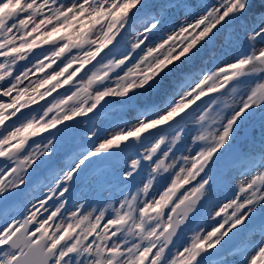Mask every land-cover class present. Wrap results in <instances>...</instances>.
I'll return each instance as SVG.
<instances>
[{"label":"clouds","instance_id":"1","mask_svg":"<svg viewBox=\"0 0 264 264\" xmlns=\"http://www.w3.org/2000/svg\"><path fill=\"white\" fill-rule=\"evenodd\" d=\"M111 2L107 0L108 4ZM221 3L223 9L209 16V10H215ZM137 4L135 11L130 9L118 22L123 30L120 41L89 73L95 74L97 83H102V78L112 82L91 88L75 105L87 120L67 126L54 139L43 138L35 150L30 149L25 154L28 162L20 165L22 170L9 186L11 190L6 189L0 195V225L8 229L6 234L0 229V253H8L3 257L5 261L27 252L28 245L41 237V247L46 251L51 249L48 264H95V249L91 256L85 251L91 241L83 243L85 236L94 231L101 239L118 232L113 244L127 241L132 246L163 245L168 235L191 227L181 223L185 209L194 223H202L205 216L215 214L213 205L222 196H227L230 190L238 193L252 177L264 174V107L255 103L242 79H234L225 87L228 81L224 76L232 73L205 80L210 70H216L218 59L225 58L223 53L241 42H248L254 58L264 54V43L257 44L251 39L255 36L264 40L258 35L264 33V0H137ZM196 21L203 23L195 27ZM184 28L187 31L181 39L180 30ZM204 29L210 30L197 41L198 47L184 52ZM145 35L154 39L137 53L133 61L138 68L136 74L126 80L122 79L125 73L111 75ZM170 36L173 39L165 44ZM148 49L152 50L150 54ZM146 77L151 79L142 84ZM129 83L136 86L129 89L131 95L119 96L121 86L127 88ZM100 92L114 98L87 115L98 103L96 96ZM173 97L188 107L169 115ZM246 104L250 105L248 110L237 117ZM159 108H164V112L155 119L163 127L145 136L136 129L142 127L148 132L145 124L152 121L145 124L132 121L130 130L136 135L131 137V143H124L123 147L111 145L108 150L96 153L99 144L105 142L101 139L94 144L89 139L97 130L127 121L129 111L140 115ZM66 115L71 112L58 118ZM114 133L115 129L107 138ZM123 135L128 139L127 133ZM152 156L162 163L158 166L149 159ZM85 157H88L86 161ZM133 161L142 163L134 166ZM165 172H171L172 179L157 193L155 187ZM201 172L206 183L200 198L196 199L192 193V188L197 187L192 184L171 223L168 218L161 219L162 209L155 206L161 196L173 194V181L179 184L187 177L191 184ZM17 184L23 185L18 191ZM61 184L63 187L56 191ZM243 195L250 197L251 193L246 191ZM49 198H54L53 204H46ZM53 213H56L54 217ZM157 226H161L160 231L149 235ZM225 232L227 229L216 240L208 238L201 246L202 264H238L234 260L237 248L253 236L264 239V208L253 205L247 220L226 238ZM206 236L207 233L202 234L200 240ZM218 240L223 243L217 244Z\"/></svg>","mask_w":264,"mask_h":264},{"label":"snow or ice","instance_id":"2","mask_svg":"<svg viewBox=\"0 0 264 264\" xmlns=\"http://www.w3.org/2000/svg\"><path fill=\"white\" fill-rule=\"evenodd\" d=\"M136 7H138L137 0H130V2L129 0H112L111 4H108L107 0H14V2L0 0V195H3L4 191L14 183L16 176L22 170L20 165L28 162L25 154L30 149L35 150L43 138L54 139L55 135L67 126L87 120V116L80 115L81 109L75 105L91 88L104 87L105 84L112 82L102 78L103 82L97 83L95 74L90 76L89 73L120 41L123 30L118 22L129 14L130 9L135 11ZM222 9L223 3L215 10L210 9L208 15L214 16ZM227 15L226 11L225 16ZM202 23L203 21H196L195 27H199ZM192 26L189 25V27ZM209 30L204 29L192 39L184 48V52H188L194 46L198 47L197 41ZM180 31L181 39H184L182 34L187 29ZM258 35L264 37V33ZM140 39L141 43L133 46L130 50L131 54L121 62L118 71L114 70L111 75L125 73L122 79L126 80L136 74L138 68L133 65V61L136 60L137 53L154 38L145 35ZM172 39L173 37L170 36L164 43L167 44ZM251 39L256 40L257 44L264 43V40H257L255 36ZM151 52L152 50L148 49V53ZM223 55L225 58L218 59L214 66L216 70H210L205 80L232 73V76H224L228 81L225 87L230 86L234 79H242V82L249 87L250 95L255 103L264 107V54L254 58L248 42H241L230 47ZM252 65L258 66L251 67ZM160 68H163V62ZM159 70L158 68L157 71ZM148 79L151 77H146L141 83H146ZM202 83H204L203 80ZM134 87L136 86L132 83H129L127 88L121 86L119 96L131 95L129 89ZM113 98L105 92L98 93L96 96L98 103L89 110L87 115H92L107 100ZM170 105L172 110L169 115L182 107H188L187 104H181L177 97L172 98ZM249 107L250 105H244L241 112L237 113V117H240ZM66 112H71V115H66L63 119L58 118ZM163 112L164 108L147 111L140 115L129 111L127 121L109 125L102 131L97 130V133H93L89 139L93 140L94 144L104 139L105 142L100 143L96 148V153L108 150L111 145L120 144L123 147L124 143H131V137L136 135L130 130L132 121L138 124L152 121L151 124H145L148 132H144L142 127L136 129V132H143L147 136L156 128L164 126L155 119ZM234 122L235 118L230 125ZM114 129L115 133L108 139V134ZM123 133H127L128 139ZM224 135H228L227 128ZM222 144L223 138L221 146ZM207 155L211 156V153ZM87 159L88 157H85V161ZM149 159L158 166L162 163L156 159V156ZM137 163L142 162L133 161L134 166ZM203 176L204 172L199 173L191 184L188 183L187 177L179 184L173 181L171 189L173 194L161 196L155 206L157 210L162 209L161 219L168 218L171 223V217L187 199V189L192 187V184L197 185L192 188V193L195 194L196 199L200 198L203 183H206L203 181ZM171 179V172L163 173L155 191L159 193ZM22 187V184H17L16 190ZM62 187V184L58 185L56 191ZM246 191H250V197L243 195ZM148 195L151 196L152 193L149 192ZM241 200L244 201L243 204L240 203ZM53 203L54 198L46 201V204ZM253 205L264 208V174L252 177L247 187L241 188L238 193L230 190L227 196H222L220 202L213 205L215 214L205 216L202 223H194L192 217L188 215L189 210L185 209L184 220L181 223L186 222L191 227L187 230L181 228L180 231L168 235L163 245L153 244L150 247H143L141 244H136L132 246L127 241L113 244L112 241L119 235L118 232H113L110 236L101 239L95 231L86 235L83 243L88 244L91 241L85 251L91 256L95 249V264H202L199 249L206 240L208 238L216 240L219 233L227 229L226 238L248 219ZM44 214L47 215V213ZM55 215L56 213L52 214L53 217ZM238 215L242 218L236 219ZM103 222L104 220L101 219L100 223ZM108 222L112 223L111 220ZM68 227H71V224ZM160 227L157 226L154 233L149 235L158 233ZM0 229H3L5 234L8 231L4 225H0ZM67 231L68 228H65V232ZM204 233H207L205 240H200ZM32 235L37 234L32 233ZM41 239L38 237L34 243L28 245V251L21 256L9 257L7 261L3 257L8 256V253H0V264H17V262L48 264L51 249L47 251L43 249ZM220 243L223 241L218 240L217 244ZM235 253L234 260L238 264H264V239L253 236L237 248Z\"/></svg>","mask_w":264,"mask_h":264}]
</instances>
